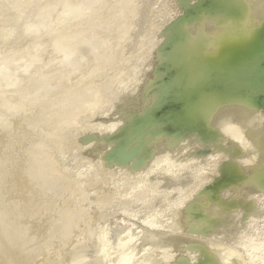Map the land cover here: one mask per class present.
Masks as SVG:
<instances>
[{"label":"rangeland","instance_id":"1","mask_svg":"<svg viewBox=\"0 0 264 264\" xmlns=\"http://www.w3.org/2000/svg\"><path fill=\"white\" fill-rule=\"evenodd\" d=\"M223 1L0 0V264H264L263 246L250 250L233 240L235 248L209 230L245 182L264 190V36L253 31L257 22L264 27V0H254L251 28L246 10L235 3L243 0H227L236 4L230 11ZM231 11L243 17L234 28L227 24ZM222 19L233 29L246 24L257 35L254 42L262 43L255 57L253 50V56L243 54L253 61L258 56L248 61L253 70L245 73V67L247 76L240 72L245 85L234 72L242 60L231 66V80L228 65L220 67L221 76L218 64L211 69L225 50L208 58L210 40L224 34ZM206 62L217 75L204 72ZM163 82L170 88L158 96ZM229 93L237 97L231 100ZM225 94L230 100H223ZM242 95L249 106L237 110L235 99ZM231 101L236 109L229 112ZM218 102L227 105L226 116ZM171 124L176 129L168 131ZM151 131L163 146L145 151ZM175 134L192 144L169 151ZM222 183L228 186L219 191Z\"/></svg>","mask_w":264,"mask_h":264},{"label":"bare ground","instance_id":"2","mask_svg":"<svg viewBox=\"0 0 264 264\" xmlns=\"http://www.w3.org/2000/svg\"><path fill=\"white\" fill-rule=\"evenodd\" d=\"M225 1H226V2H225ZM238 1H239V0H238ZM244 1H245V0L242 1V3H243L244 6L241 4V1H239L240 3L237 2V1L235 2V1H233V0L230 1V2H232V3H233V2L238 3L239 6H240L241 8L244 7V10H246L247 15H250V16H249V17L251 18L250 20H248V19L246 18L247 16H246V13L244 12V10H242L243 8H242V9H241V8H240V9L237 8L236 12H237L238 10H240V12H241V13H240L241 16H242V13H245V15L243 14V15L245 16L244 19L246 20V24L249 23V24H248V27H249L250 24L252 23V21H253V22L255 21L254 23H256V17H254V14H257V12L255 13V10H256V9H255L254 7L257 6V5H256L257 2H255L256 0H255V1H254V0H253V1H251V0L247 1V0H246L245 2H244ZM224 2H225V3L227 4V6H228V1H227V0H224V1H223V4H222L221 6H223V5L225 4ZM247 2H248L249 5L252 4L253 7L251 6V7H252L251 10L254 11V12H252V11L250 10V8L245 9V8L248 6V5L246 4ZM251 2H253V3H251ZM238 4H237V5H238ZM240 4H241V5H240ZM245 4H246L247 6H246ZM229 5L231 6V7L228 6V8H230L229 11L232 10V7H233L234 5H235L234 7L236 8V4H234L233 6H232V4H229ZM224 6H225V5H224ZM245 6H246V7H245ZM237 7H238V6H237ZM248 7H249V6H248ZM259 7H260V6H259ZM259 7H258V8H259ZM233 9H234V8H233ZM254 9H255V10H254ZM260 9H261V8H260ZM241 10H242V11H241ZM247 10H248V12H247ZM234 11H235V9H234ZM234 11H233V12L231 11V12H232L231 14L235 13ZM250 12H251V13H250ZM253 13H254V14H253ZM229 14H230V12H229ZM231 14H230V17H229V15H228V13H227L229 19L231 18ZM251 14H252L253 16H252ZM227 15H226V16H227ZM233 15L235 16V14H233ZM233 15H232V16H233ZM236 15H237V17L235 16V17H236V21H234V19H235L234 16H233V21H231V19H230V21H231L233 24H232L230 21H228V23H227V22H226L227 20L224 19V18H226L225 16H224L223 19L226 20L225 22H226L227 24L230 23L231 27L234 28V26H236V22L239 21L240 18H241V17H240L239 20H238L239 15H238L237 13H236ZM249 17H248V18H249ZM252 17H253V18H252ZM242 18H243V17H242ZM242 18H241V20H242ZM223 19H222V20H223ZM227 19H228V18H227ZM244 19H243V21H245ZM253 19H255V20H253ZM224 20L221 21L222 23L220 22L219 24H220L221 26H223L225 29H228V28L230 27V25L228 26V25H226V23H225L224 25H226V26H224V25H223ZM241 20H240V21H241ZM251 20H252V21H251ZM243 21H242V22H243ZM250 21H251V23H250ZM234 22H235V23H234ZM247 22H248V23H247ZM262 22H264V21H262ZM217 23H218V22H216V24H217ZM238 23H239V22H238ZM238 23H237V24H238ZM240 23H241V22H240ZM240 23H239V25H237V28H238L239 30H238L236 27H235V29H233V28L230 27V28L232 29V31H230V32H229L230 29L227 31V30L223 29L221 26H219L218 24H217L218 26L215 25V27H217L218 30L222 28L221 30L223 31L224 34L219 33L220 36L218 35V36H219L218 39H217V38L215 39V38H213V37H214V35L216 34L217 31H215V33H213V34H214V35L212 36L213 40H212V39L210 40V43H209V44H210V47H208L209 50H210V51L208 50V51H209V57H208V58H210V59H214V58L218 57L217 54L220 53L222 50L225 49V50L223 51L224 54H222L223 52L220 53V54H218V55H220V56L218 57L219 60L221 61V60L223 59L222 61L224 62L225 59H224V58L220 59V57H226V56H224V55L228 54V51H229L230 48H232V49L234 48L233 50H234V52H235V53H234V52H230V54H231V53H232V54L234 53L233 56H234L235 60L233 59V57H231L232 54H231V55L229 54L231 58L229 57V55L227 56V57H229L231 60L233 59L235 62H234L233 60L231 61L230 59H228V58L226 57V59H228V61L226 60L224 64H222V62H221V64H222L221 66H220V61H219V63H218V60L216 61V60L214 59L215 62H217V63H215V64L213 65L214 60H210V59L207 58V59H208L207 62L210 64V66H211V64L213 65V66H211V69H212V68L215 69V67H216L217 64H218L217 67H219V68H216L217 71H218V69H219L218 74H219L221 71H223V70H220V67H222V66H226V65H228L229 67H228V66H227V67L230 68L231 66L234 65L233 63H236V62H237V60H238V61H240V60L245 61V60H243V58L245 57V55H246L247 53L251 52L252 50L254 51L255 49H257V50H258L257 52L259 53V49L261 48L260 45H261L262 43H260V44L258 43V44H259V45H258V44H256V41L254 42V40L257 38V35H256V34H255V35L253 34L254 37L251 36V34H252V31H251V29H250L251 26H250V28H248L247 26H245L246 24H244L245 28H244V26H242V28H244V29L241 30L242 28L240 27V28H241V29H240V28L238 27V26L242 25V24H240ZM258 23H259V22L256 23L257 25H254V26H256V28H258V26L261 24V23H260V24H258ZM208 24H209V23H208ZM234 24H235V25H234ZM263 24H264V23H263ZM209 25H211V24H209ZM212 25H213V24H212ZM212 25H211V29L208 28V30H209V29L212 30V31H214V29L217 30L216 28L212 27ZM251 25L253 26V24H251ZM261 25H262V24H261ZM261 25L259 26V28H261V31H260V29H256V28H254V27H253V31H259V33L257 32L258 35L261 34L260 32H262V33H263V36H264V29H263L264 27H262L263 25H262V26H261ZM213 26H214V25H213ZM219 27H220V28H219ZM226 27H227V28H226ZM224 30H225L226 32H225ZM262 30H263V31H262ZM222 31H221V32H222ZM218 32H220V30H219ZM253 33H255V32H253ZM202 34H204V33H201V34H200L201 36L198 34V37H197V36H196V37H197V38H201V37H202ZM205 34H206V33H205ZM217 34H218V33H217ZM255 36H256V37H255ZM259 36H261V35H259ZM263 36H262V37H263ZM203 38H204V37H203ZM203 38H202V39H203ZM251 38H252V39H251ZM260 38H261V37H260ZM263 38H264V37H263ZM263 38H262V39H263ZM250 39H251V40L254 39L253 42H249ZM262 39H260L261 42H262ZM194 40H196V39H194ZM203 40H204V39H203ZM203 40L200 41V40L198 39V40H196V41H200V42H202ZM256 40H257V39H256ZM260 40L258 39V41H260ZM263 40H264V39H263ZM196 41H195V42H196ZM249 43H250V45H251L252 43H254V44H252L251 46L253 47V45H254L255 48H254V47H253L254 49H253V48H248L247 46L249 45ZM206 44H207V43H206ZM206 44H204L205 47H206ZM256 45H257V46H256ZM208 46H209V45H208ZM259 46H260V48H258ZM263 46H264V41H263ZM263 46H262V47H263ZM208 48H206V49H208ZM228 48H229V49H228ZM226 49H227V50H226ZM235 49H237L239 52H237V50H235ZM261 49H262V48H261ZM261 49H260V50H261ZM263 49H264V48H263ZM220 50H221V51H220ZM230 50H231V49H230ZM233 50H231V51H233ZM248 50H249V51H248ZM218 51H219V52H218ZM225 51H227V53H225ZM242 51H243V53H242ZM245 51H246L247 53H246L245 55H243V54L245 53ZM255 51H256V50H255ZM255 51L253 52V53H254V56L252 55V54H253L252 52L249 53V54H251L253 57H255V55H256ZM263 51H264V50H262V52H263ZM236 52H237V54H236ZM238 53H239V54H238ZM235 54H236V56H235ZM240 54H241V55H240ZM260 54L262 55V53H260ZM260 54H257V55H260ZM222 55H223V56H222ZM237 55H238V56H239V55H240V56L243 55L244 57L242 58V57L239 56V57H240V58H239ZM251 55H250V58H251ZM247 57H248V58H247ZM253 57L250 59L251 62H252L253 59H254ZM262 57H263V55H262ZM236 58H237V59H236ZM256 58L258 59V56H256ZM256 58H255L254 61H256ZM216 59H217V58H216ZM245 59L247 60V61H245L247 64L244 62V63L246 64V66H245V64H244L242 61H240V63H243L244 65L240 64L239 62H237L238 64L236 63L235 66H234V68H235L234 70H236L237 68H238V70H239V68H240V69H241V68H242V69L244 68V69H243V72L241 71V70H242V69H241V70H239V73H238V70H237V71H234V70L232 69V67H231V71H230V72H227V71H228V68L226 67V70H224V71H226V72L228 73V74H227L228 76L226 75L227 79H228V78L230 79V77H232V74H230V76H229V73H233L232 71H234L235 73H237V75L240 74L241 76H243V77H241V76L239 75V77H238V78H240V81H238L239 84H240V82H242V79H244V77L247 76V74H246V75L244 74V72H245V67H246V72H245V73H249V72H248L249 69H248L247 67L249 66V63H251V62L248 63V61H250V60H249V55H246ZM209 61H210V62L212 61V63H210ZM229 61H231L232 64H231V63H226V62H229ZM254 61H253V62H254ZM260 61H261V60H260ZM207 62L204 63L203 65H204V66L209 65V64H207ZM256 62H257V61H256ZM205 64H206V65H205ZM230 64H231V65H230ZM251 64H252V63H251ZM251 64H250V65H251ZM254 64H255V63H254ZM203 65H202V66H203ZM215 65H216V66H215ZM241 65H242V66H241ZM204 66H203V67H204ZM210 66H209V67H210ZM214 66H215V67H214ZM236 66H237V67H236ZM240 66H241V67H240ZM207 67H208V66H206V67L204 68V70H206ZM254 67H255V66H254ZM222 68L225 69V67H222ZM192 69H193V68H192ZM201 69H202V67H201ZM207 70H208V71H207ZM207 70L204 71V72H205V73H206V72L208 73V72L211 71L210 68H208ZM209 70H210V71H209ZM216 70H214V71L212 70L214 73L211 71V72L209 73L208 76L210 77V75H212V74H216V73H215V72H217ZM251 70H253V68H250L249 71H251ZM198 71H200V69H199ZM202 71H203V70H202ZM204 72H203V73H204ZM226 72H224V74H225ZM240 72L243 73L245 76H244L243 74H241ZM198 73H199V72H198ZM235 73H233V74L235 75ZM200 74H201V76H200ZM195 75H196L197 78L194 77V75H192V77L195 78V81H197L198 78H199V80H200V77H201L202 80H204V79H203V78H204V77H203L204 74L202 75L201 71H200V73H199V76H200V77H198L197 74H195ZM216 75H217V74H216ZM216 75H214V76H216ZM221 75H223L222 72H221L219 75H217V76H221ZM234 75H233V76H234ZM237 75H236V77H237ZM208 76H205V77L209 78ZM186 77H187V76H186ZM186 77H185V78H186ZM188 77H189V76H188ZM202 77H203V78H202ZM211 77H212V76H211ZM226 77H225V78H226ZM179 78H180V77H179ZM185 78H184V79H185ZM193 78H191V79L193 80ZM233 78H234V77H233ZM241 78H242V79H241ZM245 78L248 79L247 77H245ZM165 80H166V79H165ZM165 80H164V82H165ZM178 80H179V79H178ZM178 80H176V82H177ZM186 80H187V78H186ZM199 80H198V81H199ZM230 80H231V79H230ZM234 80H235V79H234ZM234 80H233V82L236 81V80H235V81H234ZM179 81H180V80H179ZM181 81L183 82V79H182ZM198 81H197V82H198ZM245 81L248 82V80H245ZM164 82L161 83V86H160L161 88H160V90H159L160 93L158 94V96H159V95H162V94L164 95L165 93H167V91H168L169 88H170V87H168V86H170V85L167 86V84H165ZM185 82H186V81H185ZM185 82H184L183 84H185ZM193 82H194V81H193ZM229 82H230V84L232 83L231 81H228V84H229ZM236 82H237V81H236ZM238 82H237V83H238ZM177 83H178V82H177ZM237 83H236V84L233 83V84L236 86V89L240 91V88H239V87H240V85H243V84H244V81H243V83L240 84V85H237ZM170 84H171V83H170ZM233 84L229 85V87H230V86H233V88H235V86H234ZM175 85H177V84H175ZM180 85H181V82H180ZM244 85H245V84H244ZM182 86H183V85H182ZM237 86H239V87L237 88ZM178 87H179V85H178ZM229 87H228V88H229ZM181 88H183V87H181ZM233 88L231 87L230 89H233ZM171 90H172V89H171ZM233 91H236V90L234 89ZM169 92H170V91H169ZM231 92H232V91H231ZM174 93H175V92H174ZM166 95H167V94H166ZM166 95H165V96H166ZM171 95L173 96V93H172ZM175 95H176V94H175ZM177 95L180 96L179 93H177ZM228 95H229L228 97L234 95V96L231 98V100H234L233 98H236V97H237V94H236V93H232V94L229 93ZM238 95H239V94H238ZM165 96H162V97H165ZM169 96H170V95H169ZM160 97H161V96H160ZM167 97H168V96H167ZM175 97H176V96H175ZM175 97H174V99H175ZM222 97H224L223 100L228 98V97H227V94L222 95ZM238 97H240V96H238ZM241 97H243V95H242ZM168 98H169V97H168ZM170 98H171V96H170ZM170 98H169V99H170ZM177 98H178V96H177ZM180 98H181V97H180ZM139 99H140V98H139ZM166 99H167V98H166ZM169 99H168V101H169ZM193 99H194V98H193ZM141 100H142V99H141ZM172 100H173V97H172ZM175 100H176V99H175ZM177 100H178V99H177ZM177 100H176V101H177ZM227 100H230V98L227 99ZM235 100H237V101H236V102H237V103H236V104H237L236 106H240V109H239V107H237V108H238L237 110H241V108H242V109H246L245 105H246V106H249V105H247V103H245L246 101H244V100H246V98L244 99V97H243V98H240V100H239V99H235ZM238 100H239V101L242 100L243 102L238 103ZM165 101H166V100H165ZM194 101H195V100H194ZM224 101H225V100H224ZM136 102H137V101H136ZM138 102H139V100H138ZM142 102H143V101H141V104H142ZM166 102H167V101H166ZM166 102H165V103L163 102V104H166ZM169 102H170V101H169ZM178 102H179V101H177V103H178ZM180 102H181V100H180ZM184 102H185V101H182V104H184ZM231 102L234 104V101H231ZM231 102H230V103H231ZM167 103H168V102H167ZM177 103H176V104H177ZM186 103H187V102H186ZM194 103H195V102H194ZM219 103H220V102H218V104H219ZM227 103H229V101H228ZM242 103H243V104H242ZM125 104H126V103H125ZM134 104H135V103H134ZM172 104L174 105L175 103L173 102ZM187 104H188V103H187ZM190 104H191V101H190ZM223 104H224V103H222V105H221V103L219 104V106H220V105L222 106L221 109H220V107L218 108L220 111H222V109H224L225 107H227V105H226L225 107H223V106H224ZM130 105H132V104H130ZM136 105H137V103H136ZM185 105H186V104H185ZM230 105H231V106H230ZM230 105L228 104V106L231 107V108L228 107V109H229L228 111H229V112H230V109L232 110V107L235 106V104H234V105L230 104ZM242 105H244V106L242 107ZM139 106H140V105L138 104V107H139ZM167 106H168V105H167ZM169 106H171V105H169ZM175 106H178V105H175ZM189 106H190V105H189ZM195 106H197V105H195ZM195 106H194L193 108H190V110H193V109L195 108ZM236 106H235V109H236ZM128 107H129V106H128ZM164 107H165V105H164ZM186 107H187V106H186ZM191 107H192V106H191ZM133 108H134V107H133ZM167 108H168V107H167ZM170 108H171V107H170ZM181 108H182V107H181ZM233 108H234V107H233ZM122 109H123V108H122ZM179 109H180V108H179ZM184 109H186V108H184ZM195 109H196V108H195ZM195 109H194V112H195ZM235 109H234V110H235ZM247 109H248V108H247ZM135 110H136V106H135ZM165 110H166V109H165ZM171 110H172V109H171ZM174 110H175V108H174ZM181 110H183V109H181ZM187 110H188V109H186V111H187ZM226 110H227V108L224 109V112L222 113L223 116H226V115H224V113H225V114H226V113H229V112H227ZM237 110L235 111L236 113L238 112ZM137 111H139V109H137ZM166 111H167V110H166ZM169 111H170V110L168 109V112H169ZM225 111H226V112H225ZM173 112H174V111H173ZM173 112H172V113H173ZM181 113H182V112H181ZM181 113H180V114H181ZM191 113H192V112H191ZM233 113H234V112H233ZM236 113H235V114H236ZM169 114H170V112H169ZM169 114H168V115H169ZM176 114H178V113H176ZM216 114H217V113H216ZM220 114H221V113H220ZM194 115H195V114H194ZM171 116H172V115H170L169 118H170V121L173 122V121L171 120ZM173 116H174V115H173ZM182 116H184V114H183ZM182 116H181V117H182ZM189 116H191L190 118H192V117L195 118V116H192L191 114H190ZM189 116H188V118H189ZM197 116H198V114H197ZM175 117H177V116H175ZM178 117H180V116H178ZM185 117H186V116H185ZM173 118H174V117H173ZM173 118H172V119H173ZM183 118H184V117H183ZM183 118H180V119H183ZM176 119H177V118H176ZM176 119H175V120H176ZM180 119H179V120H180ZM175 120H174V121H175ZM177 120H178V119H177ZM183 120H185V119H183ZM186 120H187V122H188L189 119H186ZM191 120H192V119H191ZM195 120H196V119H195ZM198 120H200V119H198ZM168 121H169V119L166 120V122H168ZM170 121H169V124L171 123ZM180 121H181V120H180ZM180 121H179V123H180ZM166 122H165V123L163 122L164 125H166ZM194 122H195V121H194ZM139 123H141V122H139ZM163 123H162V124H163ZM175 123H177V122H175ZM175 123H174V124H175ZM182 123H183V122H181V127L183 126ZM195 123H198V124L200 123V124H201L200 121H199V122H195ZM132 124H133V123H132ZM144 124H146V123L143 122L141 127H143ZM177 124H178V123H177ZM189 124H190V123H189ZM200 124H199V125H200ZM234 124H235V123H233V125H231V124H230V125H231L232 127H233V126H237V125H234ZM134 125H135V124H134ZM138 125H141V124H138ZM138 125H137L136 127H138ZM167 125H168V123H167ZM172 125H173V124H171V126H168V127L164 126V127H166V128H169V127H170V128H171ZM184 125H186V123H185ZM226 125L228 126L227 123L224 124V126H226ZM239 125H240V124H239ZM159 126H160V124H159ZM161 126H163V125H161ZM176 126H177V125H176ZM178 126H179V124H178ZM194 126L196 127L197 125H194ZM221 126H222V125H221ZM221 126H220V128H221ZM224 126H222V128H223ZM227 126H226V128H227ZM231 126H229V127H231ZM242 126H243V125H242ZM134 127H135V126H134ZM174 127H175V126H173L172 129H173ZM184 127H185V126H183V128H184ZM186 127H187V126H186ZM201 127H202V129H203V125H202ZM201 127H199V128H201ZM238 127H239V126H238ZM131 128L134 129V128H133V125H132ZM144 128H145V125H144ZM144 128H143V129H144ZM156 128H159V127H156ZM166 128H164V129L167 130ZM170 128L168 129V131L171 130ZM187 128H189V127H187ZM187 128H186V130H187ZM204 128H205V127H204ZM220 128H219V129H220ZM226 128H225V129L223 128V129L226 130V131L229 130V129H226ZM174 129H176V128H174ZM196 129H197V128H196ZM237 129H238V128H237ZM141 130H142V128H141ZM144 130H145V129H144ZM152 130H153V129H152ZM177 130H179V128H178ZM181 130H182V131H183V130L185 131V129L180 128V131H181ZM189 130H191V128H190ZM194 130H195V129H194ZM197 130H198V129H197ZM199 130H200V129H199ZM199 130H198L197 133H199V132L201 131V130H200V131H199ZM224 130H223V131H224ZM232 130L234 131V129H232ZM129 131H130V130L128 129V132H129ZM139 131H140V129H139ZM158 131H159V130H158ZM160 131H162V129H161ZM160 131H159V132H160ZM174 131H175V130H174ZM184 131H183V132H184ZM223 131H222V132H223ZM226 131H224V133H225ZM235 131H236V130H235ZM241 131H242V130H241ZM130 132H131V131H130ZM151 132H152V134H150ZM151 132L147 135V138L144 137V138H146V142H145L146 144L144 143V146L146 147V149L143 148V149H145V151H147V150L149 151V150L153 149V148L156 147V146H159L158 148H160V147L162 148V146H163V145H160V143H158V142H161V140H160V141L158 140V142L156 141V140H157V135H158L159 133L156 134V133H153V131H151ZM177 132H178V131H177ZM177 132H176V133H177ZM183 132H179V134H181V133H183ZM194 132H196V131H194ZM203 132L206 133V130H205V131L203 130ZM203 132H200V133L202 134ZM229 132H230V131H229ZM236 132H238V131H236ZM132 133H133V131H132ZM132 133H131V134H132ZM187 133H188V132H187ZM187 133L185 132V134H187ZM200 133H199V134H200ZM220 133H221V132H220ZM232 133H233V132H232ZM136 134H137V133H136ZM136 134H135V135H136ZM163 134H164V132H163ZM172 134H174V133H171V135H172ZM190 134H191V133L189 132L188 135L190 136ZM234 134H235V133H233V135H234ZM137 135H138V134H137ZM161 135H162V134H161ZM164 135H165V134H164ZM164 135H162V136H164ZM175 135H176V134H175ZM175 135H174V138L172 137L173 140H172V141L170 140V142H172V143H170L169 141H167L168 139H167V140H166V139H162V140H164V141L166 140L167 142L170 143V149H171V148H172V149L169 150V148H168L169 151L172 152V150H175V149L179 148L180 146L182 147V145L185 146V145H187V144H188V145L192 144V143L189 144L191 138L185 139V138H186L185 135H184L185 138L182 137V135H181V136H179L178 134H177L176 136H175ZM221 135H222V134H221ZM224 135H225V134H224ZM127 136H128V133H127ZM130 136H131V135H130ZM168 136H169V135H168ZM186 136H187V135H186ZM189 136H188V137H189ZM202 136H203V135H202ZM206 136H207V135H206ZM214 136H215V134H214ZM136 137H137V136H136ZM141 137H142V136H141ZM160 137H161V136H160ZM130 138H131V137H130ZM172 138H170V139H172ZM135 139H136V138H135ZM139 139H140V138H139ZM158 139H160V138H158ZM195 139H196V138H195ZM208 139H210V137H209ZM137 140H138V139H137ZM196 140H197V139H196ZM206 140H207V139H206ZM212 140H213V137H212ZM222 140H223V139H222ZM144 141H145V140H144ZM193 141H195V140H193ZM209 141H210V140H209ZM213 141L215 142V140H213ZM213 141H211V142H213ZM217 141H218V140L216 139V142H217ZM220 141H221V140H220ZM135 142H136V141H135ZM154 142H155V143H154ZM156 142H157V143H156ZM162 142H163V141H162ZM162 142H161V143H162ZM195 142H196V141H195ZM202 142H203V141H202ZM226 142H227V141H226ZM137 143H138V142H137ZM140 143H141V142H140ZM142 143H143V142H142ZM169 143H167V144L169 145ZM197 143H198V141H197ZM223 143H224V141H223ZM130 144H131V143H130ZM133 144H134V143H133ZM163 144H164V147H165V143H163ZM195 144H196V143H195ZM199 144H200V143H199ZM205 144H206V143L204 142V145H205ZM214 144H215V143H214ZM214 144H213V147H214L213 149H215V146L218 145V144H216V145L214 146ZM197 145H198V144H197ZM197 145H196V146H197ZM207 145L210 146V144H206V146H207ZM142 146H143V145H142ZM166 146H167V145H166ZM177 146H178V147H177ZM194 146H195V145H194ZM198 146H199V145H198ZM198 146H197L196 148H198ZM201 146H202V144H201ZM206 146H205V147H206ZM220 146H223V145H220ZM263 146H264V145H263ZM139 147H141V145H139ZM164 147H163V148H164ZM167 147H168V146H167ZM186 147H187V146H186ZM207 147H208V146H207ZM211 147H212V145H211ZM218 147H219V146H218ZM223 147H224V146H223ZM229 147H230V146H229ZM189 148H191V147H189ZM200 148H201V147H200ZM263 148H264V147H263ZM138 149H139V148H138ZM183 149H185V148H183ZM194 149H195V147L193 148V150H194ZM198 149H199V148H198ZM203 149H204V146H203ZM208 149H209V148H208ZM186 150H187V149H186ZM188 150H189V149H188ZM190 150H192V148H191ZM200 150L202 151V149H200ZM200 150H197V151H200ZM210 150H211V149H210ZM261 150H262V148H261ZM152 151L156 152L157 150L155 151V149H154V150H152ZM152 151H151V152H152ZM178 151H179V149H178ZM182 151H183V150H182ZM184 151H185V150H184ZM194 151H195V150H194ZM201 151H200V152H201ZM208 151H209V150H208ZM212 151H213V150H211L210 152H212ZM231 151H232V150H231ZM231 151H230V152H231ZM233 151H235V150H233ZM158 152H159V151H158ZM166 152H167V151H166ZM175 152H176V151H175ZM190 152H191V151H190ZM204 152H205V151H204ZM228 152H229V151H228ZM230 152H229V153H230ZM169 153H170V152H169ZM207 153H209V152H207ZM232 153H233V152H232ZM235 153H236V152H235ZM237 153H238V152H237ZM262 153H263V152H262ZM262 153H261V154H262ZM151 154H152V153H151ZM154 154H155V153H154ZM158 154H159V153L156 152V156H157ZM166 154H167V153H166ZM182 154H183V153H182ZM209 154H210V153H209ZM214 154H215V153H214ZM227 154H228V153H227ZM240 154H241V152H240ZM240 154H238V156H239ZM159 155H160V154H159ZM186 155H187V154H186ZM190 155H191V153H190ZM190 155H189V156H190ZM262 155H264V153H263ZM262 155H261V156H262ZM142 156H143V155H142ZM151 156H152V155H151ZM233 156H234V155H233ZM148 157H149V156H148ZM152 157H155V156L153 155ZM152 157H151V158H152ZM178 157H180V156H178ZM197 157H198V156H197ZM236 157H237V156H236ZM240 157H241V155H240ZM240 157H239V159H240ZM263 157H264V156H263ZM263 157H262V158H263ZM145 158H146V157H145ZM186 158H187V157H186ZM147 159H148V158H147ZM153 159H154V158H153ZM157 159H158V158H157ZM196 159H197V158H196ZM206 159H207V158H206ZM230 159H231V158H230ZM237 159H238V158H236V160H237ZM263 159H264V158H263ZM154 160H155V159H154ZM209 161H210V160H209ZM232 161H234V160H232ZM232 161H230V162H232ZM237 161H238V160H237ZM237 161H236V162H237ZM234 162H235V161H234ZM236 162H235V163H236ZM238 162H239V161H238ZM233 164H234V163H233ZM226 165H227V164H226ZM238 165H239V164H238ZM198 166H199V165H198ZM201 167H202V166H201ZM225 167H226V166H224V168L222 167L223 170L225 169ZM227 167H228V166H227ZM227 167H226V168H227ZM233 167H234V166H233ZM240 167H241V166H240ZM242 167H243V166H242ZM235 168H236V167H235ZM235 168H234V169H235ZM220 169H221V168H220ZM234 169H232V170H234ZM237 169H238V170H242L241 168L239 169V167H238ZM228 170H229V169H228ZM243 170H244V169H243ZM221 171H222V169H221ZM225 171H226V170H225ZM225 171H222V172H221V174L224 172V176H225ZM203 172H204V171H203ZM232 172H233V171H232ZM236 172H237V170H236ZM237 173H239V172H237ZM242 173H243V172H242ZM244 173H245V171H244ZM221 174H220V177L223 176V174H222V175H221ZM226 174H227V173H226ZM228 174H229V173H228ZM248 174H249V173H248ZM248 174H247V177L249 176ZM231 175H232V174H231ZM235 175H237V174H235ZM240 175H241V174H240ZM242 175H243V174H242ZM242 175H241V177H242ZM224 176H223V178H225ZM229 176H230V175H229ZM229 176H227V178H229ZM231 177H232V176H231ZM231 177H230V179H228V181H229V180H233ZM238 177H239V176H237V178H238ZM241 177H240V179H241ZM251 178H252V176H251ZM243 179H244V178H243ZM243 179H241V180H243ZM249 179H250V177H249ZM249 179L246 178V180H249ZM220 180H221V179H219V181H220ZM225 180H226V178H225ZM235 180H236V179H235ZM241 180H240V181H241ZM228 181H227V182L224 181V182H226L225 185H226L227 183H229V186H228V185H227L228 187L226 186L227 189H228V188H229V189H230V188L233 189V187H234V189H235V186H234L233 184L231 185L232 187H230V184H231V183L228 182ZM238 181H239V180H238ZM240 181H239V182H240ZM221 182H223V181H221ZM231 182H234V180L231 181ZM235 182H237V181H235ZM239 182H237V183H239ZM241 182H242V181H241ZM245 183H247V184H246V188H243V189L241 188L242 190L239 191V192H238V190L236 191V194H235L236 197L234 196L235 199L232 198V199H234V200H233V203L230 204V205H227V207H225L223 211H220V212H221L220 214L217 213L218 216H216L215 218H212L213 220L210 222V225H209L210 228H209V230H210V232H212L213 234L216 233V232H220V233L224 234V237L229 238V239H227V240H229V242H231V245H232L233 240H234V241H236L237 246H239V245H238V243H239V244L243 245L244 248H245L246 246H250V247H251L250 250L252 249V247H254V248H255L254 250H256L257 247H259V246H260V248H261L262 246L264 247V190H263V191L260 190L259 187H261V186L257 187L258 184L255 185L256 183H253V181H252V182H251V181H247V182H245ZM218 184H219V183H218ZM223 184H224V183L221 184V186H220L221 188H220V187H219V189L217 188L219 191L222 190V189H224V188H226V187H224L225 185H223ZM216 185H217V184H216ZM219 185H220V184H219ZM222 185H223V186H222ZM236 185H237V184H236ZM239 185H241V184L239 183ZM259 185H260V184H259ZM243 186H244V184H243ZM222 187H224V188H222ZM236 187H238V186H236ZM215 188H216V187H215ZM239 188H240V187H239ZM262 188H263V187H262ZM262 188H261V189H262ZM227 189H226V190H227ZM229 189H228V190H229ZM229 191H230V190H229ZM232 192H234V191L232 190L231 193H232ZM233 195H234V194H233ZM228 206H229V207H228ZM220 209H221V208H220ZM221 210H222V209H221ZM220 233H218V234L220 235ZM209 234H210V233H209ZM214 235H215V234H214ZM219 235H218V236H219ZM209 236H210V235H209ZM220 236H222V235H220ZM224 237L222 236V238H224ZM256 237L258 238V240H257ZM214 238H216V237H213V239H214ZM217 238H218V237H217ZM255 239L257 240L256 242H254ZM217 240H220V239H217ZM226 242H228V241H226ZM229 242H228V243H229ZM259 242H260V243H259ZM234 245H235V244L233 243V247H235ZM239 247H240V246H239ZM239 247H237V248H239ZM263 247H262V249H263ZM235 248H236V247H235ZM240 248H243V247H240ZM240 248H239V249H240ZM239 249H236V250H239ZM258 249H259V248H258ZM240 250H241V249H240ZM240 250H239V251H240ZM246 250H248V249H246ZM248 251H249V250H248ZM258 251H259V250H258ZM260 251H261V249H260ZM236 252H237V251H236ZM241 252H243V250H241ZM244 252H246V251H244ZM253 252H254V251H253ZM253 252H252V253H253ZM255 252H256V251H255ZM261 253H263V252L261 251ZM254 254H255V253H254ZM257 254H259V253H257ZM257 254H256V255H257ZM263 254H264V253H263ZM260 255L262 256V254H260ZM147 258H148V256H147ZM263 258H264V256H263ZM143 259H144V258H143ZM148 260H149V259H148ZM148 260H147V261H148ZM152 261H153V260H152ZM156 262H158V261H156ZM153 263H154V262H153ZM156 264H157V263H156Z\"/></svg>","mask_w":264,"mask_h":264}]
</instances>
